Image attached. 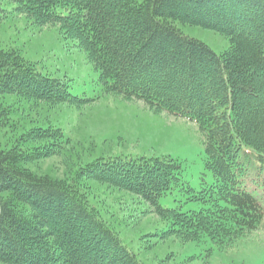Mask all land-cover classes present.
<instances>
[{
	"label": "trees",
	"instance_id": "obj_1",
	"mask_svg": "<svg viewBox=\"0 0 264 264\" xmlns=\"http://www.w3.org/2000/svg\"><path fill=\"white\" fill-rule=\"evenodd\" d=\"M10 15L54 26L85 51L104 93L195 122L214 181L195 192L179 160L157 155L97 158L69 180L39 174L30 163L68 148L62 128L23 130V110L0 102V264H146L91 203L81 178L146 202L162 240L224 249L262 226L264 102L255 115L246 110L264 96V0H0V22ZM186 26L216 31L229 45L216 52ZM7 96L47 109L95 101L0 45V99ZM177 188L202 207L163 206Z\"/></svg>",
	"mask_w": 264,
	"mask_h": 264
},
{
	"label": "rangeland",
	"instance_id": "obj_2",
	"mask_svg": "<svg viewBox=\"0 0 264 264\" xmlns=\"http://www.w3.org/2000/svg\"><path fill=\"white\" fill-rule=\"evenodd\" d=\"M183 29L216 52L229 45L227 38L216 31L198 26ZM0 45L20 52L40 72L68 79L73 95L95 99L78 107L56 105L50 109L40 104L32 108L16 96L0 99L3 108L15 103L13 109L23 110L21 119L16 118L23 130L51 122L62 128L68 140V148L62 154L30 163L32 170L69 180L74 171L97 158L157 155L179 160L184 181L195 192L214 181L213 173L206 167L203 138L195 122L155 112L140 99L104 93L99 72L85 51L66 40L56 27H41L24 15H10L0 22ZM263 102L264 96L252 101L253 109L246 111L255 115ZM81 180L91 203L103 208L101 213L119 231L123 243L146 264H264V221L259 229L224 249L210 250L204 242L184 243L174 235L166 234L162 240L161 222L146 202L115 187ZM191 194L177 188L162 197L161 204L169 208L181 206L184 211L199 210L203 202L187 199Z\"/></svg>",
	"mask_w": 264,
	"mask_h": 264
}]
</instances>
